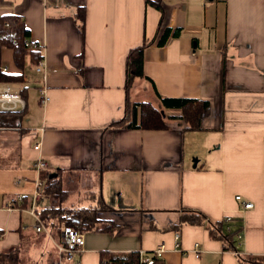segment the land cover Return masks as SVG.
Returning <instances> with one entry per match:
<instances>
[{"label":"crops","instance_id":"1","mask_svg":"<svg viewBox=\"0 0 264 264\" xmlns=\"http://www.w3.org/2000/svg\"><path fill=\"white\" fill-rule=\"evenodd\" d=\"M7 14L37 43L43 70L0 51V69L23 75L0 83L26 103L17 125L0 126L1 250L35 235L29 197L48 171L64 205L94 209L97 229L81 233L71 264H99L101 253L140 260L160 244L155 264H239L207 226L224 218L241 235L234 246L264 258V0H0ZM142 43L143 74L127 83L126 56ZM161 97L207 102L199 128ZM142 102L166 128L127 127ZM48 204L43 196L37 209Z\"/></svg>","mask_w":264,"mask_h":264},{"label":"trees","instance_id":"2","mask_svg":"<svg viewBox=\"0 0 264 264\" xmlns=\"http://www.w3.org/2000/svg\"><path fill=\"white\" fill-rule=\"evenodd\" d=\"M83 19V13L79 15ZM8 23V26L5 24ZM28 32L23 26L20 18L11 15H2L0 17V51L3 47L11 49L13 61L15 65L22 69L28 58L29 63H36L42 58L40 48L37 46H29ZM146 44L129 50L125 60V76L128 83L131 78L141 76L142 73V51ZM1 64V62H0ZM0 81L21 82L22 74H13L3 72L0 69ZM161 108H176L180 111V119L188 129H198L200 118L206 114L208 103L194 98H165L161 97L159 102ZM139 107V119L136 120V107ZM132 117L128 120L127 127L143 128V129H164L166 124L163 112L153 107L149 103H138L132 106ZM18 117L14 113L0 112V126L17 125ZM124 123L125 119L120 120ZM41 178L44 181L43 196L49 200V204L45 207L37 209V214L43 221L44 225L49 229L51 237L58 243L64 244L62 239V230L64 227L77 229L81 233L89 229H97L95 227L94 209L66 206L64 199L68 196L67 192L61 187L59 175H53L52 172L43 171ZM192 219L191 222H200L205 220L204 216L198 212L189 210ZM231 220V219H230ZM230 220L223 219L219 223L207 222V226L211 234L222 240L226 249L233 252L237 250L234 246L236 234H239L238 228L233 229L230 226ZM41 240L49 241L43 233L36 232L35 235L27 239L29 246L38 247ZM29 247H23L22 242L19 245L0 249V264H37V261H27ZM239 264H264V258H251L244 254L236 255ZM138 254H106L101 253L99 264H139ZM48 264H71L65 253H58L56 259H52Z\"/></svg>","mask_w":264,"mask_h":264},{"label":"built area","instance_id":"3","mask_svg":"<svg viewBox=\"0 0 264 264\" xmlns=\"http://www.w3.org/2000/svg\"><path fill=\"white\" fill-rule=\"evenodd\" d=\"M8 26V23L5 24ZM29 46H37V43L33 40H29L26 42ZM6 68H3L5 71ZM35 71L43 70V63L39 60L34 66ZM26 103L23 97L20 94L19 89H13L9 87L7 84L0 83V112H10V113H18L25 109ZM36 149L39 148V144L34 146ZM36 170H44L46 169V162L43 159H37L33 165ZM43 186L44 182L41 179H37L35 181L34 191L29 197L30 206L28 208L29 214L33 217L34 223L32 224V228L36 232H44L49 235L48 230L45 228L43 221L37 214V206L40 204L43 198ZM24 197L22 194H18L13 198V203L16 205L23 201ZM235 200L239 201L244 209H250L253 207L252 202L243 200L241 196H235ZM225 221H229L230 218H224ZM62 239L64 244L57 245L59 253H65L68 261H73L74 254L80 250V247L83 244V237L80 231L71 228L64 227L62 230ZM241 235L236 234V239H240ZM175 244L177 245L178 240V231L174 232ZM163 251V245L160 244L151 255H142L140 256V264H155L156 259L161 256ZM235 255L243 254L238 249L233 252ZM79 264V263H76Z\"/></svg>","mask_w":264,"mask_h":264},{"label":"rangeland","instance_id":"4","mask_svg":"<svg viewBox=\"0 0 264 264\" xmlns=\"http://www.w3.org/2000/svg\"><path fill=\"white\" fill-rule=\"evenodd\" d=\"M23 247H29V253L27 254L26 258L27 261H37V264H48L52 261V259H56L57 255H54L55 250L53 244L47 240H41L38 245V250H36V247H30L29 244L23 245ZM35 248V249H32ZM58 254V252H57Z\"/></svg>","mask_w":264,"mask_h":264}]
</instances>
